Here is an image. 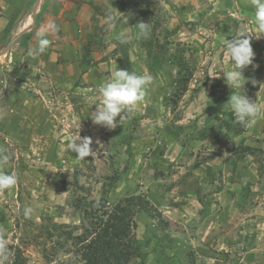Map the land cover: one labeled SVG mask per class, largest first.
<instances>
[{"label":"rangeland","instance_id":"1","mask_svg":"<svg viewBox=\"0 0 264 264\" xmlns=\"http://www.w3.org/2000/svg\"><path fill=\"white\" fill-rule=\"evenodd\" d=\"M40 3L0 0V28L12 25L0 46V155L9 157L0 171L18 178L0 191L4 264H83L75 202L111 207L129 196L145 211L135 210L140 243L128 264H264V35L252 0H43L44 10ZM20 10L36 25L24 35ZM58 20L45 52L26 55L39 28ZM138 22L150 24L147 37ZM249 28L260 35L252 34L254 60L243 70V91L260 108L252 127L234 121L224 78V37ZM149 45L162 62L152 61ZM52 53L58 60L46 63ZM169 53L192 68L179 97ZM115 69L151 83L108 129L90 117ZM79 136L93 141L85 160L67 148Z\"/></svg>","mask_w":264,"mask_h":264},{"label":"clouds","instance_id":"2","mask_svg":"<svg viewBox=\"0 0 264 264\" xmlns=\"http://www.w3.org/2000/svg\"><path fill=\"white\" fill-rule=\"evenodd\" d=\"M255 7L253 22L255 28L264 35V0H252ZM139 29L141 37H147L150 34V24L138 22L135 26ZM58 26L54 21L42 26L36 33L37 43L29 49V55L37 57L45 52L51 41L46 38L49 33L58 32ZM252 34H255L251 28L247 34L238 37H232L231 40L225 39L226 52L231 62V70L224 74L225 82L231 89V95L227 101L230 112L233 114L234 121L246 127H252L257 122L260 108L255 101L250 100L244 93L246 78L243 70L252 65L254 52L251 46ZM256 35V34H255ZM259 35V36H260ZM257 36V35H256ZM257 36V37H259ZM151 83L150 78L126 70L115 69L110 78L99 88L100 103L96 111L92 112L90 117L93 123L101 125L108 129H115L121 125V122L131 112L145 96L146 87ZM253 83H255L253 81ZM240 90V91H235ZM119 117V120H117ZM93 141L89 137L73 140L67 145L71 153L76 154V158L85 160V158L94 155L91 147ZM9 160L8 155H0V168ZM15 173L0 171V191L8 190L17 184ZM32 208L24 209V215L30 216ZM6 243L0 240V252L6 253ZM6 256L0 258V264H4Z\"/></svg>","mask_w":264,"mask_h":264},{"label":"trees","instance_id":"3","mask_svg":"<svg viewBox=\"0 0 264 264\" xmlns=\"http://www.w3.org/2000/svg\"><path fill=\"white\" fill-rule=\"evenodd\" d=\"M151 48L149 45L147 52L152 61L162 62L163 56L157 53H154L155 56L151 55ZM160 48L168 53V49L163 45ZM169 56L167 60L170 61V64L177 67L173 84L174 97H179L187 90V85L192 75V68L184 61L182 56L175 53H169ZM139 201V196H129L111 207L106 206L104 200L97 204L84 200L75 202L74 206L81 213V221L84 228L83 233L75 239V244L78 245L77 250L80 252L79 257L83 264L129 263L134 245L140 243L133 236V229L136 226L133 220L135 210L138 207L145 211V207ZM3 220V217L0 216V223ZM53 228L57 230L61 227L54 226ZM66 235L68 236L70 233ZM157 240L161 241L159 237ZM154 249L162 254L160 245L155 246Z\"/></svg>","mask_w":264,"mask_h":264},{"label":"crops","instance_id":"4","mask_svg":"<svg viewBox=\"0 0 264 264\" xmlns=\"http://www.w3.org/2000/svg\"><path fill=\"white\" fill-rule=\"evenodd\" d=\"M39 1V0H38ZM42 1L43 0H40V5L38 4V7H41V5H42ZM48 1H50V0H48ZM20 4L21 3H17V7H18V5L20 6ZM55 5V4H54ZM33 7V6H32ZM45 5H42V9L44 10L45 8ZM57 7V6H56ZM55 11V10H54ZM54 11H53V13H54ZM36 12H38V11H36L35 10V12H34V14H36ZM31 12H30V10H23V11H19L18 13H17V15L18 16H26L25 17V19H24V17L19 21V22H21L20 24L21 25H23L22 27H26V29L23 31V29H20V30H22V32H21V34L22 35H24V34H28V32H32L33 30H34V27H36V25H34V21H35V19H31V14H30ZM69 13V12H68ZM54 14H56V17L58 18L62 13H60L59 11L57 12H55ZM24 20V21H23ZM30 20V21H29ZM58 22H60L59 20L57 21V22H55V24L58 26ZM11 27H12V25L10 24L9 26H4L2 29L0 28V32L1 33H4V34H2L1 36L3 37V38H1L0 37V46H2V43L3 42H5V41H7V40H11L12 39V36H11V34H10V36H9V32H11L12 30H11ZM24 27V28H25ZM40 29V28H39ZM28 30V31H27ZM20 32V31H19ZM7 33H8V37H7ZM6 34V35H5ZM21 35V36H22ZM22 37H24V36H22ZM46 38L48 39V35L46 36ZM4 40V41H3ZM7 42H5L4 44H6ZM3 44V45H4ZM6 45H8V43L6 44ZM5 45V46H6ZM33 45H34V43H33ZM36 45V44H35ZM34 45V46H35ZM53 48H55V47H53ZM26 55H29V54H26ZM57 56L58 55H56V53H52L51 55H49V58L47 59V61H46V63H48V62H55L56 60H58V59H56L57 58ZM81 62V61H80ZM39 63H41V61H39ZM43 63H44V61H43ZM87 73H85L84 75H86Z\"/></svg>","mask_w":264,"mask_h":264}]
</instances>
